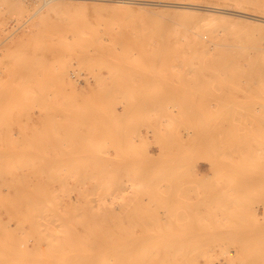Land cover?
<instances>
[{
	"label": "rangeland",
	"instance_id": "rangeland-1",
	"mask_svg": "<svg viewBox=\"0 0 264 264\" xmlns=\"http://www.w3.org/2000/svg\"><path fill=\"white\" fill-rule=\"evenodd\" d=\"M116 1L0 0V264H264V22Z\"/></svg>",
	"mask_w": 264,
	"mask_h": 264
},
{
	"label": "bare ground",
	"instance_id": "bare-ground-1",
	"mask_svg": "<svg viewBox=\"0 0 264 264\" xmlns=\"http://www.w3.org/2000/svg\"><path fill=\"white\" fill-rule=\"evenodd\" d=\"M3 1V0H2ZM5 1V0H4ZM20 1V0H19ZM24 1V0H23ZM30 1V0H29ZM37 1V0H36ZM67 1V0H65ZM80 1V0H79ZM88 1V0H87ZM107 1V0H105ZM118 1H122V0H118ZM116 1V2H118ZM128 1V0H127ZM133 1V0H131ZM144 1V0H143ZM149 1V0H148ZM233 3H235L237 6H236V9L235 10H232V9H229V8H225V7H218V6H212L210 7L209 9H207V15L210 16L211 19H217L216 17L218 18H222L224 17L223 14L227 13V14H230V15H237V16H241V17H244V18H247V19H250L252 21H256V22H264V16H260L257 15V14H253V13H250L249 11H247V8H254L256 10H264V2L263 1H260V0H231ZM34 2V1H32ZM41 2V1H40ZM39 2V3H40ZM86 2V1H85ZM112 2V1H111ZM114 2V1H113ZM115 2V4H116ZM124 2V1H123ZM147 2V1H146ZM156 2V1H155ZM126 3V1L124 2ZM121 2V4H124ZM132 3V2H131ZM128 4V3H127ZM126 4V5H127ZM135 5V3H133ZM137 4V3H136ZM125 5V4H124ZM130 5V3H129ZM128 5V6H129ZM194 5V4H193ZM225 5V4H224ZM127 6V7H128ZM133 6V5H132ZM131 6V7H132ZM196 6V5H195ZM179 7V6H178ZM206 7V6H205ZM183 8V7H181ZM228 11H233V12H228ZM195 12V11H194ZM36 14V13H35ZM217 14V15H216ZM220 14V15H218ZM235 17V16H234ZM248 21V20H247ZM212 22V21H211ZM254 23V22H253ZM119 199V198H118ZM121 199V198H120Z\"/></svg>",
	"mask_w": 264,
	"mask_h": 264
}]
</instances>
